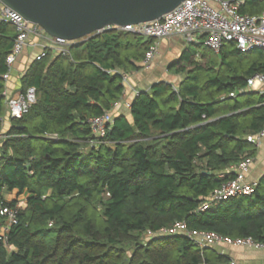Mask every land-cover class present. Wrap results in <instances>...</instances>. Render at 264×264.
<instances>
[{
  "label": "trees",
  "instance_id": "trees-1",
  "mask_svg": "<svg viewBox=\"0 0 264 264\" xmlns=\"http://www.w3.org/2000/svg\"><path fill=\"white\" fill-rule=\"evenodd\" d=\"M263 11V1L248 0L242 12ZM14 31L0 22V211L17 209L11 227L0 213V264L233 262L184 235L148 236L180 222L264 243V177L250 196L208 200L234 177L225 170L256 152L247 138L264 129V95L246 92L247 80L264 72V49L243 53L227 43L204 61L203 46L191 44L172 64L183 80L139 93L131 119L119 115L97 139L90 120L122 99V74L143 67L150 43L113 30L66 55L47 50L20 80L21 91L36 88V103L3 132ZM14 191L28 194L24 207L5 199Z\"/></svg>",
  "mask_w": 264,
  "mask_h": 264
},
{
  "label": "built area",
  "instance_id": "built-area-1",
  "mask_svg": "<svg viewBox=\"0 0 264 264\" xmlns=\"http://www.w3.org/2000/svg\"><path fill=\"white\" fill-rule=\"evenodd\" d=\"M264 2V0H261ZM248 0H185L175 10L165 14L160 20L142 23L138 25H128L118 27L116 30H122L133 34L140 35L152 39L142 66L149 69L159 54L160 40L170 38L175 35L182 36L187 44L203 46L220 54L221 50L227 43H235L236 48L243 53H249L254 50L264 49V11L258 15H250L243 13ZM0 21L7 22L15 28L16 37L11 52L6 59L7 72L3 76V80L7 82L12 74L14 66L18 58L30 46L32 38H40L54 45L56 53L68 54V48L71 43L62 39H55L42 30L36 24H32L25 20L14 10L0 3ZM45 56V52L37 56L40 60ZM123 83L128 84V77L122 74ZM247 91L264 94V72L257 73L247 80ZM136 96L139 91H136ZM4 95L6 100V120H21L29 113L32 106L36 103V88L30 87L26 91H19L16 95L9 97L6 90ZM114 117L111 111L104 113L100 117L90 120L92 134L95 138H104L107 132L112 128ZM264 138V129L255 134L248 136V142L256 147H260ZM250 160L245 159L238 164L228 168L225 174L234 175L233 178L225 181L217 190L209 197V202L223 201L239 196H250L257 187V182H249L246 180V174L250 169ZM209 203L202 206L207 209ZM1 215L6 216L9 226L17 224V209L2 208ZM9 228L3 229V234ZM184 235L192 240L198 248L204 250L214 248L220 243L237 248H250L254 250L264 251V243L256 242L252 238L246 239H229L223 238L213 232H197L189 231L185 223H176L170 229H162L158 233L148 232L150 237ZM231 264H238L232 262Z\"/></svg>",
  "mask_w": 264,
  "mask_h": 264
},
{
  "label": "water",
  "instance_id": "water-1",
  "mask_svg": "<svg viewBox=\"0 0 264 264\" xmlns=\"http://www.w3.org/2000/svg\"><path fill=\"white\" fill-rule=\"evenodd\" d=\"M184 1L0 0V3L30 23L40 26L48 36L68 41L71 45H79L118 27L160 20ZM147 40L145 37V41Z\"/></svg>",
  "mask_w": 264,
  "mask_h": 264
},
{
  "label": "crops",
  "instance_id": "crops-1",
  "mask_svg": "<svg viewBox=\"0 0 264 264\" xmlns=\"http://www.w3.org/2000/svg\"><path fill=\"white\" fill-rule=\"evenodd\" d=\"M143 38L144 42H149L150 45L153 43L152 39L145 41V37ZM159 45V54L149 69L141 67L138 71L126 74L128 77V84L125 86V93L122 99L114 106L113 110H111L114 118L119 115H125L131 119L130 109L131 104L136 97V91H139L140 93L148 91L153 85L160 82L178 84L181 80H183L185 74L178 73L177 68L172 67V64L180 59L181 55L190 46V44H187L182 36L175 35L170 38L160 40ZM47 50L56 54L54 45L50 42L40 38H32L30 46L18 58L11 77L6 82L5 90L9 97L14 96L17 92L21 91V77L37 56ZM246 93L249 92L247 91ZM3 126V132H6L10 127V121L6 120ZM247 159L250 160L251 164L249 172L246 174V180L252 183H258L261 178L264 177V138L262 139L260 147H256L254 155ZM14 192L18 193V191ZM4 195L5 199L10 202L6 198L7 194ZM23 196L27 200L28 194L24 193ZM213 249L218 253L229 256L233 262L238 264H264V251L262 250L258 251L250 248H237L226 243H220Z\"/></svg>",
  "mask_w": 264,
  "mask_h": 264
},
{
  "label": "rangeland",
  "instance_id": "rangeland-1",
  "mask_svg": "<svg viewBox=\"0 0 264 264\" xmlns=\"http://www.w3.org/2000/svg\"><path fill=\"white\" fill-rule=\"evenodd\" d=\"M198 52H199L200 55H202V57L204 58V61H210L211 59H215L216 56H217V54H215L213 51L207 49L206 47H202L201 49L199 48ZM255 53H256V51L253 52V53L251 54V56H252V57L256 56ZM198 58L200 59V57H198ZM203 58H202V59H203ZM175 85H177V84H175ZM6 198H7L10 202H13V201H16V200L19 201L18 208H22V207H24L25 204H26V199H25V197H24L23 195H21V196L18 195L17 192H13V193H11V194H7V195H6ZM128 255H129L130 257H132V255H131V251L128 253Z\"/></svg>",
  "mask_w": 264,
  "mask_h": 264
}]
</instances>
